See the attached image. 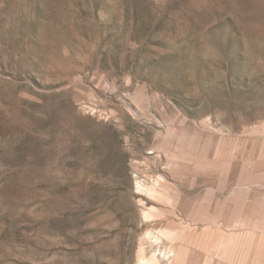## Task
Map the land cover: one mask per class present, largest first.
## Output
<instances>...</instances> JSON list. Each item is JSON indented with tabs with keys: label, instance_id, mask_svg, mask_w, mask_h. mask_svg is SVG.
Returning <instances> with one entry per match:
<instances>
[{
	"label": "rangeland",
	"instance_id": "374dc122",
	"mask_svg": "<svg viewBox=\"0 0 264 264\" xmlns=\"http://www.w3.org/2000/svg\"><path fill=\"white\" fill-rule=\"evenodd\" d=\"M0 264H264V0H0Z\"/></svg>",
	"mask_w": 264,
	"mask_h": 264
},
{
	"label": "bare ground",
	"instance_id": "6f19581e",
	"mask_svg": "<svg viewBox=\"0 0 264 264\" xmlns=\"http://www.w3.org/2000/svg\"><path fill=\"white\" fill-rule=\"evenodd\" d=\"M139 187V186H138ZM146 234H147V236H149V238H155V240H158L159 239V237L158 236H156V235H153V236H151L152 234H151V232H149V231H147L146 232ZM151 234V235H150ZM161 234V236L164 238V239H166V240H168L169 242H171L172 241V238H173V233L172 232H170V231H168V232H162V233H160ZM165 240V241H166ZM152 241V240H151ZM167 241V242H168Z\"/></svg>",
	"mask_w": 264,
	"mask_h": 264
}]
</instances>
